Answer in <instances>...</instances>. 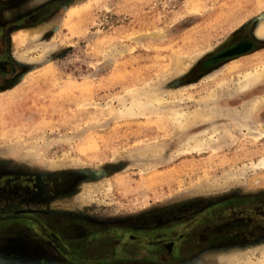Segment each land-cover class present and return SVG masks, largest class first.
<instances>
[{"label": "rangeland", "instance_id": "obj_1", "mask_svg": "<svg viewBox=\"0 0 264 264\" xmlns=\"http://www.w3.org/2000/svg\"><path fill=\"white\" fill-rule=\"evenodd\" d=\"M263 22L264 0H0V264H258L264 167L250 164L264 134L239 127L264 125V101L235 110L264 100V78L236 85L264 66ZM134 94L163 102L124 116ZM213 107L179 130L168 116ZM214 128L205 150L182 152ZM219 216L253 229L182 251ZM73 228L111 251H71Z\"/></svg>", "mask_w": 264, "mask_h": 264}, {"label": "bare ground", "instance_id": "obj_2", "mask_svg": "<svg viewBox=\"0 0 264 264\" xmlns=\"http://www.w3.org/2000/svg\"><path fill=\"white\" fill-rule=\"evenodd\" d=\"M256 34L258 35V37H263L264 36V22L261 23L259 26H257ZM244 47H245V45L243 44V45L240 46V49H243ZM43 48H45V47H43ZM235 49H236V47H235ZM43 50H45V49H43ZM185 63L187 64V62L184 61V58L183 59L179 58V59L175 60V66L178 67L179 69H182V70H184L186 68V64ZM263 78H264V66L263 67H257V68H255L252 71L244 72L240 76V78L238 79V82H236V85L239 88H241V87L245 88V87H250V86L252 87V85H255L256 83H259ZM134 92H136V91L134 90ZM140 96H136V94H134L133 98L131 99V101L129 103V107H126L125 109L123 108L122 114L124 116L125 115L126 116H130V115L139 114V113H141L140 112L141 109H144V108L150 109V108H152L154 106L160 105L163 102L162 94H158V95L157 94H147L145 97L142 96V97H144L143 99ZM251 100L252 101H248V104H247L246 107L244 105L242 110H240V111H238V110L236 111L235 110V115H248V116L253 115V113L257 110V108L260 105H262V102L264 101L263 97L262 98H259V97L255 98L254 97ZM231 111H232V109H231ZM231 111H230V113H231ZM217 113H219L218 110H216V108L213 107V108H210L208 110H194V111L189 112V113H185L184 111L172 112L168 116L172 117L174 119V121H176L178 123V130H179V127H180V129L183 128V127H186L187 124L190 123V122H198V121H201V120H204V119L208 120L210 118H213L214 116L217 115ZM223 114H224V112H223ZM246 118H248V117H246ZM244 124H245V122H244ZM237 127H239V126H237ZM242 128L245 129V133L247 135L252 136L254 138H259L260 136H262L264 134V125L263 124L262 125H259V124L247 125L246 124V125H243V126L241 125L239 127L240 130ZM215 132H217L216 128L211 129L210 131H208L206 133H203L201 135L195 136L193 139L186 140L184 142L185 144H184V147L182 149V152H201L202 150H205L207 148V141H209L207 139L208 138L209 139L212 138V136H213V134ZM25 150L28 151V149H25ZM58 164H60V162ZM261 167H264V156H262L260 159H258V161L256 163L252 162L250 164V168H253V169L254 168H261ZM226 174H225V177L227 176ZM228 177H231V175L228 174ZM228 177L226 179H228ZM228 183H229V181H228ZM108 188H109V186H108ZM81 195H83L82 196L83 201H84V199L85 200H87V199L91 200V198L93 196V193L90 191L88 193L81 194ZM257 260H259V259H257ZM235 261H237V258H235L234 262ZM245 261H248V262H245ZM245 261L244 262L247 263V264H253L251 262V260H249V259L245 260ZM241 263L243 264V262H241ZM258 264H264V256H263V258L261 260L258 261Z\"/></svg>", "mask_w": 264, "mask_h": 264}, {"label": "flooded vegetation", "instance_id": "obj_3", "mask_svg": "<svg viewBox=\"0 0 264 264\" xmlns=\"http://www.w3.org/2000/svg\"><path fill=\"white\" fill-rule=\"evenodd\" d=\"M0 33H2V36H4V29L1 28V27H0ZM243 209H244L243 211L241 209L236 210V212L239 213V215L242 216V218H241L242 220L251 221L252 219H250V218H252V217L257 218L256 215H258L260 218H264V206H260L259 205L256 208H251L253 210V213H256V215L254 214L253 216H250V215L245 214V213H247L246 211H248V207L247 206L245 208H243ZM232 211L234 212V209H232ZM241 213H244V214H241ZM206 218L208 220L213 219L212 224H209L208 223V225H206L207 222H205L204 225H202V226L199 227L200 222L197 221V223L195 224L196 225L195 226V229H199V228H202L203 229V230L200 229L201 231H203V233L199 232L200 235H201V238H199L200 240L198 239V241H195V242H194V239H192L189 242H187L186 244H184L182 246L183 247L182 251H184V252H186V251H192L194 249L193 247H197V246L202 245V243L204 241H205L204 244L205 243H213L214 242V239H213L214 237H210L209 236L211 234L212 235L221 234V236L218 238V240L225 239V240L228 241V240H232L235 236L236 237H239V235H246V234H249L250 235V232L253 229L252 227H250V229H249L248 225L245 228L244 227H240L239 226L240 224L238 222H236V223L234 222L233 224L232 223L228 224L227 223L228 219L224 220V218H226V216H219L218 219H217V224H214V223H216L215 222L216 220L214 218H211V217H209V218L206 217ZM229 218H231L229 220H232V219L233 220L234 219H240V218H236L235 215L234 216H230ZM18 219H20V218H18ZM252 221H254V219ZM17 223L18 224L17 225L15 224V226H14V224H11V225L10 224H5L2 227L4 228V230H6L8 228H12V229L13 228H16L18 230H23V228L21 227L22 224L19 223V222H17ZM231 225H234V226H231ZM31 226H32V224H31ZM26 227L30 228L29 225L26 226ZM190 228H191V226L184 227V229H190ZM51 229L53 231H54V229L55 230L56 229L57 230H61L62 229L61 228V224H59V223L58 224L57 223L56 224L55 223H52ZM74 232H75V228L72 229V232L70 233V235H67L65 237L66 240H68V242L74 248V250L72 249L71 251H75L77 253H81L82 255H84V254H90L91 256H94V252L95 253H98V252L99 253H103V252L106 253L107 251L108 252L111 251V248H106V246H105L106 242H105V240H103V237H99L98 239H96V238H90L89 237L90 236L89 233L86 234L84 232L82 235L81 234L77 235ZM195 232H198V231H195ZM195 232H194V234H195ZM202 235H203V237H202ZM208 236H209V238H207ZM85 238H88L91 241L90 242L91 243L90 246H92V248H94L93 245L98 244L97 247H96L97 249L96 250H92L91 247H90L89 248L90 250L87 253L84 252L85 251V247H86V243L84 242V239ZM210 239H212V240L210 241ZM100 242H102V243H100ZM193 244H194V246H192ZM115 251H118V249H115ZM166 251H165V253H166ZM68 252L70 253V251H68Z\"/></svg>", "mask_w": 264, "mask_h": 264}, {"label": "water", "instance_id": "obj_4", "mask_svg": "<svg viewBox=\"0 0 264 264\" xmlns=\"http://www.w3.org/2000/svg\"><path fill=\"white\" fill-rule=\"evenodd\" d=\"M227 52L228 51L225 49V51H223L222 53L218 54L217 57L222 58V57H226L228 55H232L233 53H235V52H229V53H227Z\"/></svg>", "mask_w": 264, "mask_h": 264}]
</instances>
